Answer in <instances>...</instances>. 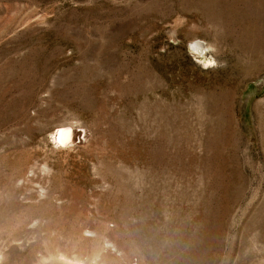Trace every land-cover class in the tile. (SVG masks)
I'll return each mask as SVG.
<instances>
[{
    "label": "rangeland",
    "instance_id": "rangeland-1",
    "mask_svg": "<svg viewBox=\"0 0 264 264\" xmlns=\"http://www.w3.org/2000/svg\"><path fill=\"white\" fill-rule=\"evenodd\" d=\"M0 264H264V0H0Z\"/></svg>",
    "mask_w": 264,
    "mask_h": 264
},
{
    "label": "clouds",
    "instance_id": "clouds-1",
    "mask_svg": "<svg viewBox=\"0 0 264 264\" xmlns=\"http://www.w3.org/2000/svg\"><path fill=\"white\" fill-rule=\"evenodd\" d=\"M188 24L187 17H181L177 15L173 20L169 23L165 24L164 27L166 29H170L175 27L177 31H166V38L167 40L173 45H179L182 43L177 37L179 33V29L183 28L185 25ZM198 24L193 22L190 24V30H197ZM200 43L202 45H207V47L197 48L196 44ZM187 52L188 55L195 61L197 65H199L202 69L208 70L209 68H217L222 66L224 68L227 67V62H224L222 65H218L216 59L214 57H210L209 53H215L217 51L214 44H211L207 40H203L199 37H195L192 40L187 42ZM167 51V45L160 48V52ZM73 128H60L55 131V133H50V139L54 142L55 147L58 149L60 148H69L73 146ZM79 131L81 132V138H83L87 134V130L84 128H80Z\"/></svg>",
    "mask_w": 264,
    "mask_h": 264
},
{
    "label": "built area",
    "instance_id": "built-area-1",
    "mask_svg": "<svg viewBox=\"0 0 264 264\" xmlns=\"http://www.w3.org/2000/svg\"><path fill=\"white\" fill-rule=\"evenodd\" d=\"M80 129V128H79ZM79 129H78V134H77V141H83L84 139H85V136L83 137V138H81V132L79 131Z\"/></svg>",
    "mask_w": 264,
    "mask_h": 264
},
{
    "label": "bare ground",
    "instance_id": "bare-ground-1",
    "mask_svg": "<svg viewBox=\"0 0 264 264\" xmlns=\"http://www.w3.org/2000/svg\"><path fill=\"white\" fill-rule=\"evenodd\" d=\"M64 127H65L64 125H61V126H58L57 129L64 128Z\"/></svg>",
    "mask_w": 264,
    "mask_h": 264
}]
</instances>
